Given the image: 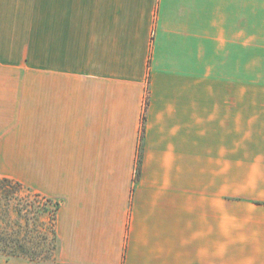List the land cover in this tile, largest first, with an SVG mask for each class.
I'll return each instance as SVG.
<instances>
[{"label":"crops","instance_id":"obj_1","mask_svg":"<svg viewBox=\"0 0 264 264\" xmlns=\"http://www.w3.org/2000/svg\"><path fill=\"white\" fill-rule=\"evenodd\" d=\"M241 51L264 0H0V177L60 203L58 264H264Z\"/></svg>","mask_w":264,"mask_h":264},{"label":"rangeland","instance_id":"obj_2","mask_svg":"<svg viewBox=\"0 0 264 264\" xmlns=\"http://www.w3.org/2000/svg\"><path fill=\"white\" fill-rule=\"evenodd\" d=\"M239 89L247 97L242 103L264 106V51L240 52ZM55 203L15 183L0 191V241L25 253L12 257L0 252V264H58Z\"/></svg>","mask_w":264,"mask_h":264},{"label":"trees","instance_id":"obj_3","mask_svg":"<svg viewBox=\"0 0 264 264\" xmlns=\"http://www.w3.org/2000/svg\"><path fill=\"white\" fill-rule=\"evenodd\" d=\"M12 183H15V185L17 186H24L22 183L15 181L13 179H9V178H1L0 177V191H5L7 186H10ZM56 206V216L58 213V210L60 208V203L58 201H56L55 203ZM56 216H55V223H56ZM56 235V232H55ZM57 238V235H56ZM5 242L4 240L0 241V252H3L4 254H7L9 256L15 257V256H20L21 254H25L23 252H19L20 248H18L17 246H10V244L8 245V243ZM13 243V242H10ZM18 248V249H17ZM35 259V258H32Z\"/></svg>","mask_w":264,"mask_h":264}]
</instances>
